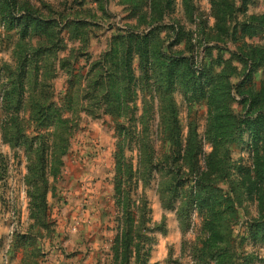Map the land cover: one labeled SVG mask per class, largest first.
Instances as JSON below:
<instances>
[{"label": "rangeland", "instance_id": "1", "mask_svg": "<svg viewBox=\"0 0 264 264\" xmlns=\"http://www.w3.org/2000/svg\"><path fill=\"white\" fill-rule=\"evenodd\" d=\"M203 262L264 264V0H0V264Z\"/></svg>", "mask_w": 264, "mask_h": 264}, {"label": "trees", "instance_id": "2", "mask_svg": "<svg viewBox=\"0 0 264 264\" xmlns=\"http://www.w3.org/2000/svg\"><path fill=\"white\" fill-rule=\"evenodd\" d=\"M177 60L180 61L181 59L177 58ZM185 60L187 61L188 66L193 67V68L195 67L193 64L194 63L193 56H191L190 58H186ZM189 183H193V186H192L193 190L191 191L190 194H191V197H194V198L192 199L191 203L199 208L204 207L206 202H204L203 191L208 187L207 182L204 181L203 176H196V178H193V180H190ZM209 230L211 232V236L214 238H219L223 234L226 235V232L224 233V231H228V229L226 230V228H224V225L222 223H212L210 225ZM228 250H229L228 247L224 248V251L222 250V248H219V251L228 253L224 257H227L230 259L232 256L229 254ZM202 264H205V262H203Z\"/></svg>", "mask_w": 264, "mask_h": 264}]
</instances>
